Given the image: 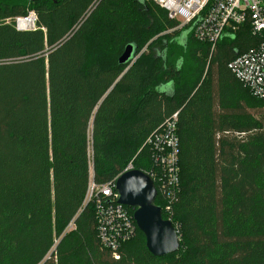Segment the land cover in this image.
I'll return each mask as SVG.
<instances>
[{"label": "trees", "instance_id": "1", "mask_svg": "<svg viewBox=\"0 0 264 264\" xmlns=\"http://www.w3.org/2000/svg\"><path fill=\"white\" fill-rule=\"evenodd\" d=\"M29 12L34 30L5 22ZM189 28L138 0H0V264H264V122L251 112L264 97L228 68L256 37L244 26L211 49L192 30L182 42ZM174 113L180 191L162 216L180 248L153 257L137 228L115 259L89 183L155 170L145 142Z\"/></svg>", "mask_w": 264, "mask_h": 264}, {"label": "built area", "instance_id": "2", "mask_svg": "<svg viewBox=\"0 0 264 264\" xmlns=\"http://www.w3.org/2000/svg\"><path fill=\"white\" fill-rule=\"evenodd\" d=\"M143 1L163 9L168 19L177 23L178 29L191 27L199 21L193 27L192 35L199 42L209 44L211 49L224 37L248 26L251 35L256 37L257 44L233 59L228 68L254 97H264V0ZM27 19L31 20V26L23 28L21 22ZM35 21V13L29 12L27 17L16 20L15 27L21 31L34 30ZM176 128L177 113H174L145 142L155 166V170L147 174L154 182L157 196L162 199L161 211L169 216L180 191L179 140ZM131 169L133 166L130 163L123 172ZM115 179L103 185L90 182L84 204H93L100 244L111 250L113 257L118 259L116 249L135 236L137 226L129 208L117 203Z\"/></svg>", "mask_w": 264, "mask_h": 264}, {"label": "water", "instance_id": "3", "mask_svg": "<svg viewBox=\"0 0 264 264\" xmlns=\"http://www.w3.org/2000/svg\"><path fill=\"white\" fill-rule=\"evenodd\" d=\"M138 3L145 5L143 0H138ZM198 22H195L187 31L181 34L180 39L182 42ZM138 56L134 44L131 43L125 46L118 59L120 65H128L123 73L129 69ZM161 93L171 95L172 87L170 85L164 86ZM115 191L117 193V203L134 210L133 219L135 224L144 236L146 249L153 257H166L179 250L178 232L169 220L163 218L161 208L155 204L157 190L154 182L146 172L137 169L122 172L115 179Z\"/></svg>", "mask_w": 264, "mask_h": 264}, {"label": "rangeland", "instance_id": "4", "mask_svg": "<svg viewBox=\"0 0 264 264\" xmlns=\"http://www.w3.org/2000/svg\"><path fill=\"white\" fill-rule=\"evenodd\" d=\"M154 11L155 12H157L158 11V8H156V9H154ZM18 18H15V19H7V20H5V22L6 23H11V24H13V25H15L16 26V20H17ZM162 32L159 34V35H165V34H170L173 30L172 29H168V30H161ZM156 37H158V36H156ZM156 37H154L153 39H155ZM152 39V40H153ZM150 41V40H149ZM149 41L147 42V44L149 43ZM144 49H145V47H143L142 49H141V53L144 51ZM180 57V55H177L176 56V58H175V61H177V59ZM252 113H254V116L257 118V119H260L261 121H263L264 122V109H262V110H252L251 111Z\"/></svg>", "mask_w": 264, "mask_h": 264}, {"label": "bare ground", "instance_id": "5", "mask_svg": "<svg viewBox=\"0 0 264 264\" xmlns=\"http://www.w3.org/2000/svg\"><path fill=\"white\" fill-rule=\"evenodd\" d=\"M21 24H22V27H23V28H28V27L31 26V20H30V19L23 20V21L21 22Z\"/></svg>", "mask_w": 264, "mask_h": 264}, {"label": "clouds", "instance_id": "6", "mask_svg": "<svg viewBox=\"0 0 264 264\" xmlns=\"http://www.w3.org/2000/svg\"><path fill=\"white\" fill-rule=\"evenodd\" d=\"M178 67H179V65H178Z\"/></svg>", "mask_w": 264, "mask_h": 264}]
</instances>
